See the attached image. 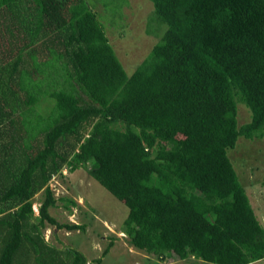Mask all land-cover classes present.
<instances>
[{
  "label": "trees",
  "instance_id": "1",
  "mask_svg": "<svg viewBox=\"0 0 264 264\" xmlns=\"http://www.w3.org/2000/svg\"><path fill=\"white\" fill-rule=\"evenodd\" d=\"M150 1L158 39L128 73L89 0H0V264H92L42 232L83 227L50 214L48 182L89 162L128 207L134 248L264 258V227L227 154L240 136L264 138V0Z\"/></svg>",
  "mask_w": 264,
  "mask_h": 264
},
{
  "label": "rangeland",
  "instance_id": "2",
  "mask_svg": "<svg viewBox=\"0 0 264 264\" xmlns=\"http://www.w3.org/2000/svg\"><path fill=\"white\" fill-rule=\"evenodd\" d=\"M113 46L116 55L130 73L149 53L158 39L154 21L153 4L150 0H89ZM147 28L150 32L147 33ZM44 56V55H43ZM28 66V65H27ZM29 67V66H28ZM250 120L249 111L239 103L238 123ZM238 179L244 185L255 214L264 227V138L240 136L234 149L227 152ZM86 168L73 171L63 168L62 175H53L48 184L57 199L50 214L59 223L79 224L74 230L47 225L42 229L44 239L65 250L71 248L82 253L92 264H213L189 257L184 260L168 258L161 260L154 255L136 249L128 242L122 231L128 207L93 179ZM43 199L39 191L33 197L32 209L38 215ZM75 202L74 205L69 203ZM68 206V207H66ZM112 247L103 255L105 248ZM101 259L100 263L96 260ZM249 264H264V258Z\"/></svg>",
  "mask_w": 264,
  "mask_h": 264
}]
</instances>
